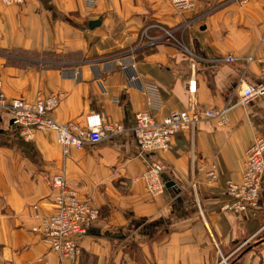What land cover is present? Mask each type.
Segmentation results:
<instances>
[{"label":"crops","instance_id":"crops-1","mask_svg":"<svg viewBox=\"0 0 264 264\" xmlns=\"http://www.w3.org/2000/svg\"><path fill=\"white\" fill-rule=\"evenodd\" d=\"M91 20L98 24L88 27ZM161 27L175 29L176 40ZM263 35L264 0H196L187 10L170 0H96L92 7L86 0L0 2V74L8 98L61 94L51 112L56 121L99 113L129 126L145 107L144 82L159 87L158 118L235 102L241 85L260 81L259 64L245 57L262 54ZM227 54L237 59L221 60ZM255 135L264 137L262 99L235 102L226 125L204 118L147 158L129 131L63 154L52 131L25 140L0 110V264H60L32 231L53 211L55 173L99 209L78 239L79 254L63 264H264V170L253 212L221 210L225 181L239 180ZM146 159L163 167L162 179L173 188L152 195L142 179L133 181ZM212 164L219 178L210 182Z\"/></svg>","mask_w":264,"mask_h":264},{"label":"built area","instance_id":"built-area-1","mask_svg":"<svg viewBox=\"0 0 264 264\" xmlns=\"http://www.w3.org/2000/svg\"><path fill=\"white\" fill-rule=\"evenodd\" d=\"M196 0H171L176 9L187 10L194 6ZM244 5L248 0H228ZM4 5H20L24 0H0ZM96 0H86L87 6L92 7ZM163 36L175 39V29L161 27ZM154 41L151 42L153 44ZM259 46L262 54L259 57L249 55L245 57L247 64H259V83L241 85L236 105H243L253 99L264 100V35L260 38ZM196 58V55L189 51ZM237 58L227 54L221 60L234 62ZM130 67H134L133 64ZM195 69L194 64L191 65ZM134 79L136 77H132ZM141 90L145 97V107L134 114L133 123L129 126L119 122L105 121L99 113H89L82 122H59L51 112L58 105L61 94L43 96L37 94L33 100L22 98H8L3 90L0 76V110L10 115L12 124L17 128L25 140L32 139L35 131L49 130L55 135L62 153L66 154L71 147L81 148L86 143H98L107 136H114L129 131L133 136L138 152L146 157L158 151L169 149L171 140L180 131L193 132L198 123L204 119H212L223 126L229 122V111L233 104L231 98L221 107L190 108L173 110L158 118L163 101L157 84L141 83ZM187 91L190 95L196 92L195 72L187 81ZM147 158V157H146ZM264 170V137L255 135L245 151L241 175L238 181L227 179L224 190L228 200L222 204L221 210L236 213L254 211L257 208L261 176ZM163 167L154 159H146L145 169L134 180L142 179L144 188L152 195L165 190L162 179ZM210 182L216 181L219 175L214 164L206 172ZM52 189V213L43 216L32 231L38 233L48 244L49 248L58 255L59 263L74 260L80 247L78 239L85 235L88 229L99 218V209L87 198L69 187L64 174L55 173L50 177Z\"/></svg>","mask_w":264,"mask_h":264},{"label":"water","instance_id":"water-1","mask_svg":"<svg viewBox=\"0 0 264 264\" xmlns=\"http://www.w3.org/2000/svg\"><path fill=\"white\" fill-rule=\"evenodd\" d=\"M97 24H98V21H95V20L88 21V27L90 28H92L93 26ZM173 186H174V183L172 181H168L165 183L166 188H173Z\"/></svg>","mask_w":264,"mask_h":264},{"label":"rangeland","instance_id":"rangeland-1","mask_svg":"<svg viewBox=\"0 0 264 264\" xmlns=\"http://www.w3.org/2000/svg\"><path fill=\"white\" fill-rule=\"evenodd\" d=\"M171 1V0H170ZM162 34H163V32H162ZM151 42V41H150ZM0 76H1V74H0ZM79 244V243H78ZM80 252V251H79ZM79 254V253H78ZM75 260V259H74ZM74 260H71V261H74Z\"/></svg>","mask_w":264,"mask_h":264}]
</instances>
